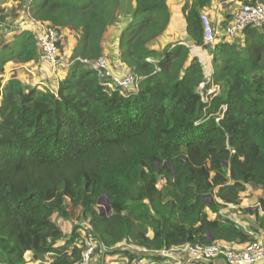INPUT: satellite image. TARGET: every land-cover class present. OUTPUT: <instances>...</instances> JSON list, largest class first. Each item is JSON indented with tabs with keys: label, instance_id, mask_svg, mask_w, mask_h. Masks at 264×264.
<instances>
[{
	"label": "trees",
	"instance_id": "obj_1",
	"mask_svg": "<svg viewBox=\"0 0 264 264\" xmlns=\"http://www.w3.org/2000/svg\"><path fill=\"white\" fill-rule=\"evenodd\" d=\"M134 1L117 37L120 60L140 78L129 95L109 91L79 60L104 55L120 0H25L30 19L79 36L55 92L17 79L3 85L8 63H36L40 51L31 29L0 41V264H26L28 254L76 264L80 231L107 249L92 264L117 254L136 264L141 251L161 262L176 247L256 241L220 211L240 205L247 186L264 188V27L217 44L209 79L191 45L211 47L201 13L227 0H185L188 39L162 50L168 0ZM257 1L264 5L235 3ZM213 86L219 92L205 102ZM105 196L112 214L102 216ZM74 213L88 228L66 235L58 220ZM245 213L256 218L251 230L264 232V216Z\"/></svg>",
	"mask_w": 264,
	"mask_h": 264
},
{
	"label": "built area",
	"instance_id": "obj_2",
	"mask_svg": "<svg viewBox=\"0 0 264 264\" xmlns=\"http://www.w3.org/2000/svg\"><path fill=\"white\" fill-rule=\"evenodd\" d=\"M228 3L227 1L219 3L213 10L214 17L209 12L203 11L201 13L205 44L215 47L219 43L235 42L248 27L257 29L264 27V5L262 3L257 1L253 5L237 4L236 8L229 7ZM225 8L231 11L230 20H227L224 15ZM29 29L33 31L36 44L40 51L38 68L35 74L36 78L39 79L38 73L44 74L45 72L43 65H52L54 71L59 69V63L63 62L60 59L62 46L70 38L77 39V34L71 30L56 28L50 24L32 19H30ZM79 60L86 68L97 73L101 84L109 91L120 92L124 96L138 91L140 78L129 68L125 71L120 69L119 71L122 73L116 74L104 56H100L95 60ZM40 65L42 66L39 67ZM205 85L202 84L201 89ZM217 92H219V88L215 90L211 88L207 95H216ZM222 110L224 113L226 110L225 107ZM219 120L218 118L217 122ZM230 207L233 210L236 209L234 206ZM220 215L233 221L247 233L256 236L247 225L235 221L231 216L225 215L223 210L220 211ZM86 237L88 239L81 241L79 244L81 256L76 264H92L98 250L101 251L100 253L107 251L92 236ZM161 255L165 259V263L163 264H209L214 260H220L223 264H264V245L257 239L241 248H233L225 243L211 245L196 244L162 251Z\"/></svg>",
	"mask_w": 264,
	"mask_h": 264
},
{
	"label": "rangeland",
	"instance_id": "obj_3",
	"mask_svg": "<svg viewBox=\"0 0 264 264\" xmlns=\"http://www.w3.org/2000/svg\"><path fill=\"white\" fill-rule=\"evenodd\" d=\"M172 3H174L176 0H170ZM170 2V3H171ZM235 2L232 1L231 4ZM121 3V10H120V15L118 16L115 24L110 28L108 32V42H112L117 35H120L121 31L125 29L127 26L128 22L130 21L131 17L130 15H126L127 12H129L130 8L135 7V1L134 0H120ZM3 12L1 13V11ZM212 17V13H210ZM23 23L27 24L30 26L29 23V16L26 10L25 6V0H0V41L3 38V34L5 33L4 37L7 35H13V32H10L12 34H7L9 30H12V24L11 23ZM11 25V26H10ZM19 25V24H18ZM10 26V27H8ZM21 27V26H20ZM24 29V28H21ZM26 29V28H25ZM24 29V30H25ZM76 38L74 41H78V36L76 35ZM186 37L184 36L183 39ZM167 39V38H166ZM186 38L185 40H187ZM36 41V40H35ZM106 42V41H105ZM160 42V41H159ZM178 42V41H177ZM67 43L62 46L61 48V57L60 59L63 60V62L59 63V69L53 70V66L49 65L43 67L45 68L44 74L38 73L39 79L36 78L35 74L38 68V62H30V63H20V62H13V63H8L5 66L4 74H3V80L2 83L5 85L9 80L11 79H17L20 82H22L25 86L27 87H38L39 90L45 91L47 89L52 90L53 92L56 91L57 86L59 81L65 76V72L68 70V67L70 65V60L65 58L67 54H69V51L67 49ZM75 45V44H74ZM106 45V51L107 53L104 54L103 56L106 57V59L109 61L110 66L114 73L119 74L122 73L119 71L120 69H123L122 71L127 70V66L122 63L120 60V56L118 52H116V48L113 46L111 47L108 44ZM108 46V48H107ZM162 44L159 43L156 48L159 50H162L163 47H161ZM192 46V45H191ZM161 47V48H160ZM110 51V52H108ZM116 53H115V52ZM211 55H213L214 52V47L211 46L207 50ZM214 56V55H213ZM213 62V61H212ZM204 65V64H203ZM40 65L39 67H41ZM214 70H218V61L213 62ZM125 68V69H124ZM210 74L208 72L207 77L210 79ZM207 80L209 81V79ZM217 89L216 86L212 87V90ZM218 93V92H217ZM203 97L205 101H208V95L206 93L203 94ZM163 181H161L160 187L162 186ZM102 208L105 210V214H109L106 211V206L104 204L100 205ZM236 207V209L233 210V208H225L223 210L224 214L227 216L233 217L235 221L241 222L244 225H247L249 229H251L252 225L255 223V216L251 214L245 213V210L250 208L254 211H258L260 216H264V188H256L253 186H247V189L243 192L242 197H241V202L240 205H232ZM256 219V218H255ZM80 214L79 213H74L73 219L71 221H63V220H58L59 225H62L61 228H63L64 232L66 235H70L73 232L74 227H85L88 228L87 222H80ZM82 235V240L88 239L86 237L87 233L85 231H80ZM259 240L263 245H264V232H261L257 235ZM64 243L60 242L57 244V247L62 246ZM126 249L130 248L128 245H123ZM140 254L142 255L141 260L136 261V264H160V263H165V259H162L161 262L159 260H153L151 257H148V253L141 251ZM147 255V256H145ZM99 258V256H98ZM96 258V261L98 260ZM121 255H112L109 256L105 260V264H126L124 260H121ZM54 261L52 255H47L41 260H35L33 259V256L31 254H28L26 256V264H52Z\"/></svg>",
	"mask_w": 264,
	"mask_h": 264
},
{
	"label": "crops",
	"instance_id": "obj_4",
	"mask_svg": "<svg viewBox=\"0 0 264 264\" xmlns=\"http://www.w3.org/2000/svg\"><path fill=\"white\" fill-rule=\"evenodd\" d=\"M232 1H235V0H227V2H229L228 3L229 7L236 8L237 4L235 2H233L231 4ZM170 2L171 1L168 0V4L170 6L171 15H172L171 16V25L169 27L168 32L163 37L159 38V40H157L156 46H158L159 43L162 44L161 47H164L168 43H175L177 41H184V42L187 41V40H185L187 38L186 20L184 18V14L182 12V8H183V6L185 4V0H176L174 3H172V2L170 3ZM221 2H223V1H215V2H213L211 7L208 8L207 10H205V12H209V13H212V15H214V12H213L214 8ZM2 12H3V10L1 11V13ZM230 13H231V11L228 10L227 8H225L224 15L226 16L227 20L231 19ZM11 24H12L13 29L10 27L11 25L8 26L12 30H9V32L7 34H12L10 32H13V35L5 36L9 40L10 39L13 40L14 35L20 34L21 31H24L25 28H26L25 30H28L30 28V26H28L27 24H23L22 22L18 23L19 25L15 24V23H11ZM28 24L30 25V19H29V23ZM21 28H24V29H21ZM4 35H5V33L3 34V36ZM107 35H108V33H107ZM184 36L186 37L185 39H183ZM117 37H118V35L116 36V38L112 42H108V40H107L108 38H105L104 43H103L104 54L107 53V51L105 49L106 48L105 44H108V46L110 45L111 47L113 46L114 48H116V52H118V54H119ZM74 40L75 39H72V38L68 39V43H67V46H66L67 49L66 50L69 51V54H67V56H66V53H64L65 54V58L68 59V60L72 56L73 50H74V48L76 47V44H77V41H74ZM108 46H107V48H108ZM191 50H192L193 56H197V57H199L201 59V62L204 64V67H205V69L207 71V74H208V72L209 73L214 72V66H213L214 56L213 55H211L207 50H204L203 48H200V47L191 46ZM108 52H110V51H108ZM11 63H13V62H11ZM46 66H49V65L48 64L44 65V67H46ZM241 197H242V195H241ZM230 206H232V205H229L226 208H231ZM224 209L225 208H223L222 210H224ZM210 216H211L212 219L216 218L215 214H212ZM254 220H255V218H254ZM60 226L62 227V225H60ZM253 226H255V223L253 224ZM258 234H259V232L255 233L256 238H258L257 237ZM209 264H223V263L220 260H214V261L210 262Z\"/></svg>",
	"mask_w": 264,
	"mask_h": 264
},
{
	"label": "water",
	"instance_id": "obj_5",
	"mask_svg": "<svg viewBox=\"0 0 264 264\" xmlns=\"http://www.w3.org/2000/svg\"><path fill=\"white\" fill-rule=\"evenodd\" d=\"M233 150V149H232ZM104 204L106 206V211L109 213V214H112V208H111V204H110V201L108 199L107 196H105L103 199L100 200V205ZM99 205V210L102 214V216H105L106 214L104 213L105 210L104 208H102L101 206ZM212 236V235H211ZM211 241H214V238L211 237Z\"/></svg>",
	"mask_w": 264,
	"mask_h": 264
}]
</instances>
